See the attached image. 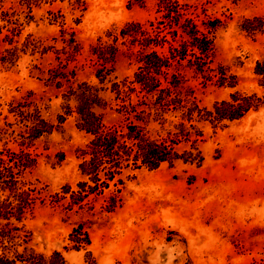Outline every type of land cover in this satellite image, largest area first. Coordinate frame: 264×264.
Wrapping results in <instances>:
<instances>
[{
    "label": "rangeland",
    "instance_id": "obj_1",
    "mask_svg": "<svg viewBox=\"0 0 264 264\" xmlns=\"http://www.w3.org/2000/svg\"><path fill=\"white\" fill-rule=\"evenodd\" d=\"M38 261L264 264V0H0V264Z\"/></svg>",
    "mask_w": 264,
    "mask_h": 264
},
{
    "label": "trees",
    "instance_id": "obj_2",
    "mask_svg": "<svg viewBox=\"0 0 264 264\" xmlns=\"http://www.w3.org/2000/svg\"><path fill=\"white\" fill-rule=\"evenodd\" d=\"M141 71V70H140ZM142 75H146V72H142ZM155 88H153L154 90ZM84 124L88 127H84V131L85 132H88L89 134H92L93 136H97L99 138H103V137H106L108 139V136L110 134L114 135L115 134V128H111V127H107L106 131L104 132L105 134H101V128L100 130H98L100 127L97 123H94L93 122H90L88 120H84ZM114 130V131H112ZM145 146V148H144ZM143 146V148L145 149L146 151V156H145V161L148 166L150 167H154L158 162H161L165 159V155L166 154H169V147L168 145H165L164 142H158V143H155V142H147L145 145ZM169 157V156H168ZM3 220H7L9 219V217L5 216V217H1ZM7 254V252H6ZM7 258H9L7 255H5ZM4 256V257H5ZM5 257V258H6ZM39 259V257H38ZM14 264V263H13ZM37 264H41V262L38 261Z\"/></svg>",
    "mask_w": 264,
    "mask_h": 264
}]
</instances>
